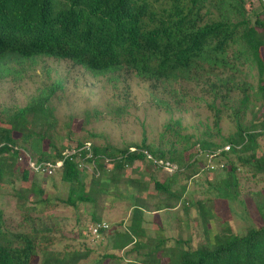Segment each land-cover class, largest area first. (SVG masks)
<instances>
[{
	"label": "trees",
	"instance_id": "obj_1",
	"mask_svg": "<svg viewBox=\"0 0 264 264\" xmlns=\"http://www.w3.org/2000/svg\"><path fill=\"white\" fill-rule=\"evenodd\" d=\"M255 7L253 0H0V69L15 61L53 57L70 60L94 75L126 71L155 84L199 83L213 77L210 89L214 97L229 100L232 91L240 90L242 97L234 114L239 118L248 111L253 114L249 124L238 120L236 131L222 143L192 141V136H185L183 148L167 150L145 141L124 148L93 144L96 155L114 159L110 169L98 162L101 174L110 172L114 183L120 181L126 167L148 160L145 151L178 166L165 180H154L155 213L181 205L188 181L207 164L204 156L192 151L198 143L202 150L231 145L229 151L215 157L225 171L216 185L219 195L196 203L206 233L197 248L188 247V240L182 237L173 242L163 227L155 237H149L144 222L151 205L137 193L131 223L114 233V251L94 257L97 250L91 246L64 251L49 248L47 233L52 225L43 215L33 216L38 210L37 200L29 205L31 193L42 194L43 190L37 175L25 164H18V152L10 147L22 145L39 160L62 158L66 146H57L50 134L57 123L50 103L63 82L42 88L26 106L0 114V193L6 182H14L18 176L32 187L21 188L16 194L17 207L27 210L25 221L31 230H9L5 209L0 207V264H264L261 199L256 202L261 225L250 226L243 235L234 233L227 223L222 232L209 230L216 217V198L235 199L241 179L258 182L264 176V6L260 10ZM240 63L256 67L259 81L255 88L237 80L235 72ZM219 120L220 111L216 125ZM181 128V119L166 126L176 134ZM84 143L79 141L78 145ZM131 147L136 150L131 151ZM60 173L70 184L68 197L63 200L69 206L96 204L98 195L106 192L101 176L92 175L86 182L74 158L65 160ZM179 180L185 183L174 188ZM127 183L138 192L148 187L142 177ZM249 193L264 197V189ZM190 206L188 202L185 208ZM102 220V214H92L91 221ZM39 253L41 261L37 262Z\"/></svg>",
	"mask_w": 264,
	"mask_h": 264
},
{
	"label": "rangeland",
	"instance_id": "obj_2",
	"mask_svg": "<svg viewBox=\"0 0 264 264\" xmlns=\"http://www.w3.org/2000/svg\"><path fill=\"white\" fill-rule=\"evenodd\" d=\"M253 2L256 10L264 6V0ZM235 75L240 83L247 82L254 88L259 81L256 67L249 63H240ZM212 79L199 83L176 81L155 84L131 72L94 75L70 60L38 57L32 61H15L9 67L0 69V114L26 106L42 88L62 81L63 88L57 90L50 103L55 108L57 118L50 134L59 147L65 145L71 148L83 141L92 145L124 148L145 141L167 150L183 148L186 145L185 136H192V141L222 143L223 138L236 131L238 120L249 124L253 114L248 111L240 118L236 116L234 108H237L242 97L240 90L232 91L229 100L216 98L210 89ZM218 111L220 120L216 125ZM178 119L182 121L179 134L166 129L167 124ZM261 144L264 149V137ZM196 150H201L200 143L192 149L194 153ZM198 156H204L202 159L207 160V164H203L199 173L188 181L183 203L176 210L154 212L152 205L157 201L154 180L163 181L173 172L148 160H138L126 167L117 183L112 182L110 172L105 171L100 176L101 186L106 192L98 195L96 204L79 203L77 208L63 201L68 197L70 184L61 179L60 171L52 176L37 175L36 180L43 192L37 195L31 193L29 205L37 200L38 210L32 212L33 216L43 215L45 222L52 225L47 233L50 236L49 248L64 251L91 246L97 250L94 257H99L105 252L114 251V233L118 229L124 230L131 223L138 193L151 205L150 211L145 212L144 222L149 237H155L156 231L163 227L173 242L182 237L188 240V247L197 248L206 233L196 203L199 199L217 197L220 192L217 182L225 176L222 163H217L218 159L214 157L209 162L204 154ZM83 173L89 183L92 172ZM241 175L244 176V172ZM139 177L148 186L141 192L127 183ZM184 183L179 180L174 188H180ZM24 187H31V183L18 176L14 182H6L0 193V207L5 209L6 227L12 231L31 230L25 221L27 210L17 207L16 194ZM261 189H264V176L258 182L244 178L241 179L239 196L235 199L216 198V217L209 224V230L222 232L224 223H227L234 233L243 235L250 226L261 225L256 202L259 199L264 202V197L246 194ZM188 202L191 206L186 209ZM93 213L102 214V221L111 226L99 238L92 237L90 232L91 224L96 223L91 221ZM119 254L123 253L120 251ZM41 256L39 253L37 262L41 261Z\"/></svg>",
	"mask_w": 264,
	"mask_h": 264
},
{
	"label": "built area",
	"instance_id": "obj_3",
	"mask_svg": "<svg viewBox=\"0 0 264 264\" xmlns=\"http://www.w3.org/2000/svg\"><path fill=\"white\" fill-rule=\"evenodd\" d=\"M92 146L93 145L91 142H85L83 145L77 144L71 148H66L62 152V158L57 160H39V158H37L28 148L19 144L15 146L10 145L14 151L18 152V164H25L35 175L52 176L56 172H59L63 169L65 160L67 158H74L80 170L85 173L92 172L93 175L100 176L101 171L98 167V162L103 163L107 169H110L108 166H113L114 159L105 155H96ZM230 149L231 145L227 144L218 149H201L199 153H201V155L204 154L208 158L209 162H211L212 158L219 155L221 151H229ZM130 150L135 151L136 148L131 147ZM144 153L146 154L149 161H152L153 164L158 165L166 171L174 172L178 168L176 164L165 162L164 160L155 157L147 151ZM110 228L111 226L109 223L106 221H101L91 224L90 232L92 233V237L99 238L102 233L109 231Z\"/></svg>",
	"mask_w": 264,
	"mask_h": 264
},
{
	"label": "crops",
	"instance_id": "obj_4",
	"mask_svg": "<svg viewBox=\"0 0 264 264\" xmlns=\"http://www.w3.org/2000/svg\"><path fill=\"white\" fill-rule=\"evenodd\" d=\"M178 209V208H175V210Z\"/></svg>",
	"mask_w": 264,
	"mask_h": 264
}]
</instances>
